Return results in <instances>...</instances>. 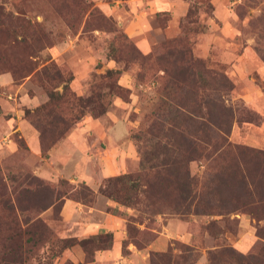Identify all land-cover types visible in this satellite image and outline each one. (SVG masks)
Returning <instances> with one entry per match:
<instances>
[{"label": "rangeland", "instance_id": "1", "mask_svg": "<svg viewBox=\"0 0 264 264\" xmlns=\"http://www.w3.org/2000/svg\"><path fill=\"white\" fill-rule=\"evenodd\" d=\"M169 7L167 0H0V203L18 206L19 220L38 218L50 232L41 245H25L23 264H264V158L243 165L228 153L212 154L187 164L195 191L218 184L213 196L227 200L211 215L177 213L163 168L140 170L141 153L164 142L147 129L174 109L164 71L177 69L178 43L228 80L227 140L264 153V0H179ZM136 20L143 25L134 37ZM106 70L119 75L102 79ZM109 83L120 89L109 93ZM77 116L42 149L52 137L40 141L36 127ZM122 175L136 187L116 182ZM65 200L111 214L118 234L101 232L110 237L60 250L62 240L98 235L82 236L60 214ZM100 251L112 256L96 258Z\"/></svg>", "mask_w": 264, "mask_h": 264}, {"label": "trees", "instance_id": "2", "mask_svg": "<svg viewBox=\"0 0 264 264\" xmlns=\"http://www.w3.org/2000/svg\"><path fill=\"white\" fill-rule=\"evenodd\" d=\"M177 47L179 60H175L173 64L177 69H165L166 80L163 89V91L167 90V92L172 89L175 90L172 93L174 95L172 97L174 98V109L167 112V115L170 113L168 120L154 124L152 128L147 129V136L150 138H163L164 142L161 143L158 140L150 145V148H155L154 152L149 153V150H144L141 153L140 170L141 168L142 170L147 168L152 170L156 164L163 168L166 180L173 187L180 202L179 204L175 203L173 206L177 213L189 214L192 211L195 215H211L216 209L224 207L227 200L219 195H217V199L213 196L215 191L219 192L216 188L218 184L195 191L194 180L188 174L187 164L197 158H209L212 154L220 156L225 153L232 155L233 161L237 158L242 163H245L246 159L258 160V157L264 158V153L232 145L227 140L231 124L230 111L224 106L223 96L231 90L228 80L222 72H210L200 61L194 60L191 55H188L179 46V43ZM117 75H119L118 70H106L102 79L110 81L112 77ZM55 78H58L56 73ZM106 87L109 93H114V91L120 89V87L112 83L106 84ZM63 88L66 89L65 86ZM204 89L211 92L209 98L204 94ZM178 91H184L186 95L183 94L181 95L182 97H177L175 94ZM59 95L58 93H49L48 97L51 101L56 102L60 99ZM96 100H98V96ZM191 101H195L194 107H192ZM84 104L85 107L90 106L88 114L94 117L91 115V104L94 106V102L87 99ZM99 109H101V113L104 112L100 105ZM78 118L77 116L71 120H65L59 117L56 121L47 120L43 127H36L40 141L48 133L52 137L49 141H46L44 137L45 145L44 147L42 145V149H48L52 146L57 139L61 138L78 121ZM57 128L59 130H56ZM60 130L61 132H59ZM157 148L160 149L158 150L159 153L156 151ZM234 166L236 168L238 164L235 162ZM117 181L128 185L132 184L130 185L131 188L136 187L134 181L125 175L118 177ZM154 182L156 183V181ZM220 183L226 185L225 179L222 178ZM28 185H34L36 189L48 188L47 185L32 180H29ZM237 185L238 188H242L240 183ZM223 187L219 184L218 188L221 190ZM112 200L118 201V198L115 197ZM211 200L218 202L213 204ZM51 202L41 208L40 212L47 209L52 204ZM0 208L6 216H0V264H23L26 260L24 256L26 253L25 245L28 244L31 248L41 245L50 238V232L47 231L38 218H34L31 222L19 220L16 212L21 209L18 206L15 207L7 202H1ZM22 225L31 228L30 236L28 235L27 238H24L27 231L22 228ZM102 236L105 238L110 237L106 233L103 235L98 234L89 239L75 240L70 238L65 239L66 241L62 240L60 250L74 245L84 248V245L91 243L94 238H97L98 242L101 243L100 238Z\"/></svg>", "mask_w": 264, "mask_h": 264}, {"label": "crops", "instance_id": "3", "mask_svg": "<svg viewBox=\"0 0 264 264\" xmlns=\"http://www.w3.org/2000/svg\"><path fill=\"white\" fill-rule=\"evenodd\" d=\"M178 1L177 0H171V1L167 0L168 5L170 6L169 8L171 9V6L173 4L177 6ZM179 4H183V3L180 2ZM173 14L174 13L172 11V17H173ZM142 25H143L142 21L136 20V27H134V29L138 31L136 32L135 35H133L134 37L140 36ZM145 44H142V47L144 49H147L148 46ZM105 204H108V201H106ZM78 210L80 212H78ZM60 214L64 218L69 217L67 220H69L71 223L76 224L78 226V229H80L79 233L81 232L82 236H94L96 234H99L105 231H110L114 235L118 234L117 220L114 218V216H112L111 214L107 212H103L102 210H99L97 208H94L91 206H82L79 203L65 200L60 209ZM77 218H81L80 222H77ZM113 247L115 248V246ZM101 254L105 255V260H108L107 255L112 256L109 251H102V252L100 251V252H97L96 258L99 257L100 259ZM76 260H79L78 254H76ZM115 264H118V262H116Z\"/></svg>", "mask_w": 264, "mask_h": 264}]
</instances>
